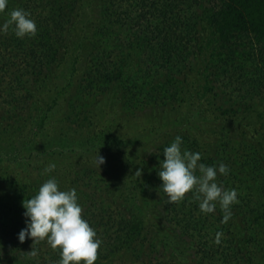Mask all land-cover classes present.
<instances>
[{
	"label": "trees",
	"instance_id": "obj_1",
	"mask_svg": "<svg viewBox=\"0 0 264 264\" xmlns=\"http://www.w3.org/2000/svg\"><path fill=\"white\" fill-rule=\"evenodd\" d=\"M99 1V22L76 36L74 26L83 0H8L7 16L0 19V24L9 18L11 9L23 8L36 21L37 33L20 38L11 26L0 33V96L3 93L6 97L0 98L3 112L22 116L35 83L51 75L74 52L75 70L86 72L82 88H107L118 83L130 104L140 98L152 107L185 108L176 120L178 125L185 120L219 126L224 117L253 113L261 120L264 138V0ZM133 52L136 72L128 75L124 68ZM6 103L12 104L13 110L7 109ZM221 128L222 136L224 126ZM219 142L213 143L217 154L207 157V162L232 163L221 179L223 184L236 188L239 182H247L243 174L251 168L260 197L251 191L239 194L238 202L231 205L233 215L225 224L221 223V207L205 214L189 196L191 192L176 203H169L165 194L163 202L170 212L163 218L174 227V233L185 238L194 255L191 264H261V144L242 141L232 154L225 142ZM218 152L221 157L216 156ZM233 163L242 171H237ZM112 202L83 213L103 241L95 264H103L123 250L132 251L143 264L164 260V250L156 249L150 241L144 215H133L122 201ZM235 220L241 223V236L235 235ZM217 232L223 233L220 244L214 242ZM168 238L162 240L169 246L172 239ZM45 242L38 240L36 248ZM169 249L174 251V247ZM46 254L52 260L60 258L59 248L49 246ZM175 254L169 255V261L160 262L176 264ZM145 256H149L147 260ZM42 259L40 264H52L44 256Z\"/></svg>",
	"mask_w": 264,
	"mask_h": 264
},
{
	"label": "rangeland",
	"instance_id": "obj_2",
	"mask_svg": "<svg viewBox=\"0 0 264 264\" xmlns=\"http://www.w3.org/2000/svg\"><path fill=\"white\" fill-rule=\"evenodd\" d=\"M99 3L83 0L74 26L76 36L82 35L88 25L99 22ZM6 16V11L0 13V19ZM134 52L127 58L125 74L136 72ZM72 53L51 75L35 83L22 116H12L0 108V264H40L44 262L42 256L55 264L60 259L52 260L46 254L50 246L47 240L36 248L33 238L24 242L18 239V233L26 227L23 201L34 196L40 185L53 176L61 190H77L83 213L119 200L133 215L143 214L150 241L156 249L164 250V260L169 261V255L175 252L174 263L191 264L194 255L185 238L174 233V227L163 218L170 212L163 202L166 193L162 192L163 182L158 175L160 161L165 159L163 150L179 135L183 138L182 149L202 153L200 162L206 165L219 164L207 162V157L217 154L212 148L215 140L225 142L232 154L242 141H259L264 153L261 120L253 113H241L222 118L219 126L185 120L178 125L176 120L185 108L152 107L140 98L130 104L118 83L107 88H82V75L86 72L75 70ZM0 98L6 97L2 93ZM4 105L13 110L12 104ZM222 125L225 135L221 136ZM98 154L105 158L100 167L96 163ZM221 155L218 152L216 156ZM50 163H55L56 168L46 173L44 169ZM233 166L242 171L237 163ZM137 170H142L141 176L135 174ZM246 173L243 175L247 182L236 184L238 195L251 191L260 197L251 168ZM222 177L218 174L217 180L223 184ZM240 224L235 220L237 236L242 235ZM163 237L171 238V245L164 243ZM33 248L36 256L30 254ZM134 255L123 250L103 264H143ZM259 260L264 264V259Z\"/></svg>",
	"mask_w": 264,
	"mask_h": 264
},
{
	"label": "clouds",
	"instance_id": "obj_3",
	"mask_svg": "<svg viewBox=\"0 0 264 264\" xmlns=\"http://www.w3.org/2000/svg\"><path fill=\"white\" fill-rule=\"evenodd\" d=\"M8 7V0H0V13ZM10 26L17 37L35 36L36 21L31 13L23 8L9 11V18L0 24V33H6ZM182 137L175 139L163 150L165 159L160 161L158 175L162 180L161 188L167 194L169 203L182 201L191 192L198 202L199 210L205 214L213 213L219 203L224 215L221 223H227L232 217L231 205L238 202L235 188H225L218 182L219 175H227L229 168L223 162L218 165H206L201 161L202 153L182 149ZM98 167L105 163V158L98 154ZM55 163L48 164L44 171L52 172ZM199 173V174H197ZM137 176L142 170H137ZM26 227L18 233L20 242L27 238L47 240L53 248H59L60 259L55 264H95L103 241L97 231L83 217V206L79 203L77 190H61L57 178L44 181L36 194L23 201ZM222 232L215 235V243L220 244ZM32 256L37 255L33 248Z\"/></svg>",
	"mask_w": 264,
	"mask_h": 264
}]
</instances>
